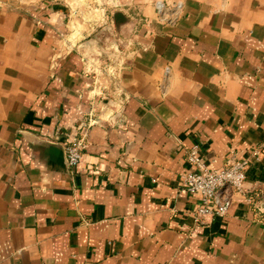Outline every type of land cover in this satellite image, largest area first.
<instances>
[{"label":"crops","instance_id":"crops-1","mask_svg":"<svg viewBox=\"0 0 264 264\" xmlns=\"http://www.w3.org/2000/svg\"><path fill=\"white\" fill-rule=\"evenodd\" d=\"M108 3L90 26L0 0V264H264V0ZM193 146L251 159L224 218L179 194Z\"/></svg>","mask_w":264,"mask_h":264},{"label":"built area","instance_id":"built-area-1","mask_svg":"<svg viewBox=\"0 0 264 264\" xmlns=\"http://www.w3.org/2000/svg\"><path fill=\"white\" fill-rule=\"evenodd\" d=\"M182 9L183 5L179 3L168 5L158 2L156 5L159 21L163 23H173ZM85 149L84 139H75L64 143L65 157L69 168L79 167ZM259 152H264V148L253 152V155L255 156ZM187 158L193 169L180 174L179 194L188 198H196L199 201L195 220L199 221L205 215L214 218L226 217L233 194L242 192L244 188L247 181V164L251 159H245L242 152L236 151L232 153V160L227 166L210 170L204 162L198 146L189 149ZM256 209L264 215L263 207Z\"/></svg>","mask_w":264,"mask_h":264},{"label":"rangeland","instance_id":"rangeland-1","mask_svg":"<svg viewBox=\"0 0 264 264\" xmlns=\"http://www.w3.org/2000/svg\"><path fill=\"white\" fill-rule=\"evenodd\" d=\"M108 1L109 0H8L10 4L16 6L22 11H29L35 8L41 9V5H46V3L47 5H55L60 8L64 6L68 9L70 21L73 20V23H86L90 26H93L97 19H104L105 14L100 12V8L102 7L104 11L106 7L109 6ZM101 36L100 43L110 47L108 30H105ZM111 45L113 48H107V61L102 65V68H107V70L111 69V62L108 59H111L115 49V45L113 43ZM124 47L125 46L122 44L121 49L123 52Z\"/></svg>","mask_w":264,"mask_h":264}]
</instances>
